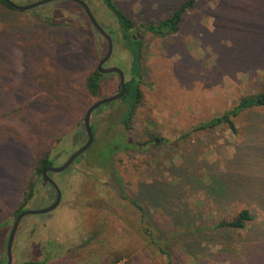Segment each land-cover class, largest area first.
<instances>
[{
	"label": "rangeland",
	"instance_id": "1",
	"mask_svg": "<svg viewBox=\"0 0 264 264\" xmlns=\"http://www.w3.org/2000/svg\"><path fill=\"white\" fill-rule=\"evenodd\" d=\"M83 1L113 37L107 65L128 79L131 54L116 16L104 0ZM114 1L144 41V96L131 129L119 120L120 100L96 109L91 123L99 138L124 134L143 144L153 134L156 142L118 153L108 170L88 150L66 171L52 173L61 203L22 219L12 264H264V109L235 117L238 132L227 125L194 131L263 88L264 0H201L166 36L143 24L169 17L183 0ZM107 50V39L75 1L31 10L0 2V264L30 183L36 192L26 209L56 199L36 173L39 161L48 156L63 164L87 141L88 108L119 92L116 73L102 75L96 95L86 87ZM186 132L191 136L184 138ZM244 206L256 213L247 229L211 228L217 217ZM146 220L170 237L172 260L146 241Z\"/></svg>",
	"mask_w": 264,
	"mask_h": 264
},
{
	"label": "trees",
	"instance_id": "2",
	"mask_svg": "<svg viewBox=\"0 0 264 264\" xmlns=\"http://www.w3.org/2000/svg\"><path fill=\"white\" fill-rule=\"evenodd\" d=\"M201 0H183L178 8L167 18L161 20L160 22H151L149 24H143L144 27L154 34H158L161 36H166L170 33L177 32L180 28V23L183 19L184 14L187 12L188 9L193 8L196 6ZM1 3L6 4L7 6L11 7L9 4L5 3L4 1L0 0ZM107 7L111 10V12L116 16L122 32V40L126 45V48L131 54V69H130V77L126 79V91L121 99H119L123 106H125V110L122 113V117L119 119L120 122L125 125L126 129H131L135 113L139 104L143 100L144 91L142 89V84L144 81L143 76V45L144 41L142 40L141 36L135 34V30L139 27L136 24L135 20L130 17L125 11H123L114 0H104ZM101 78L102 74L98 72L96 69L95 72L90 74L86 78V87L89 92L93 95L99 93L101 88ZM121 88L119 89V91ZM109 104H106L107 107ZM103 109V107L99 108L98 110ZM257 109H264V85L263 88L258 91L257 93L244 95L240 98L238 103L231 109L227 110L222 115L214 116L210 120L203 122L197 125L194 131L199 130H206V129H213L220 126L227 125L233 132H238V127L234 120L235 117H238L243 112L248 110H257ZM92 131L94 134V143L91 150H96L98 152V166L108 170L109 168L113 167V162L115 161V155L120 152L127 153L131 150H139V149H146L151 143L156 142L155 136L150 134V139L146 140L143 145L139 141L130 140V138L126 137L124 134H119L115 138H110L105 136L104 138H99L96 136V132L98 131L97 128L92 124ZM192 132L184 133L183 137L188 138L191 136ZM105 143L100 145V143ZM141 143V144H140ZM98 146V148H97ZM101 149L103 151H101ZM81 159L78 158L77 161ZM55 162L53 159L47 157L42 158L37 166L36 173L39 176H42L43 168L47 166L54 165ZM115 171V169H114ZM116 177L117 170L114 172ZM42 178V177H41ZM217 184L219 186V197L222 199L223 202H226L228 199V195L224 188V184L222 181L217 180ZM29 189H27L25 193V197L23 202L21 203L20 207L16 211V215L20 212L26 210L25 206L27 202L35 195L36 192V183L32 182L29 185ZM123 195V194H122ZM125 197V196H124ZM160 195L156 197V201L159 200ZM131 202L140 207L137 201L131 200ZM228 208H225V211ZM230 210V209H229ZM230 215H224L222 217H217L215 219L214 224L211 228L217 229H234V230H245L248 228L249 224L256 219L255 211L248 207L244 206L241 209L238 208L236 210H230ZM212 211L208 212V215H211ZM146 216V213L143 212V217ZM147 221V226L144 228V235L146 241L151 243L152 245L156 246L160 252L167 255L170 260L173 258V244L169 242L170 237L166 235L162 231V229L153 223L150 220ZM208 229V226L206 227ZM117 259H120L118 257ZM22 264H49L48 261H36V260H28L23 262Z\"/></svg>",
	"mask_w": 264,
	"mask_h": 264
},
{
	"label": "water",
	"instance_id": "3",
	"mask_svg": "<svg viewBox=\"0 0 264 264\" xmlns=\"http://www.w3.org/2000/svg\"><path fill=\"white\" fill-rule=\"evenodd\" d=\"M5 3L9 4L11 7L19 10H31L36 7H39L41 5L50 3L52 1L56 0H38L35 2H31L29 4H24L20 5L15 3L13 0H2ZM70 1H75L83 6L85 9L89 19L91 20L92 24L94 27L102 34L104 35L109 43L108 50L106 55L102 58V60L98 63L97 70L100 74H109V73H117L120 76V88L121 90L111 96L105 97L103 99H100L93 103L87 110L85 118H84V125H85V130L87 133V141L85 144H83L80 148H78L75 152H73L68 159L61 165L58 166H47L42 170V178H43V183L47 184L50 183L52 184L54 191L57 193V198L49 206H46L41 209H26L22 212H20L11 228L10 235L8 237V242H7V261L4 264H12L13 263V242L15 240V236L17 234L19 225L22 221V219L27 216V215H39V214H46L50 213L53 210H55L61 203L63 192L58 183L49 175V172H54V173H61L64 172L65 170L69 169L75 161L82 157L93 145L94 142V134L92 131V123H91V116L92 113L102 107L103 105L110 104L116 100H119L123 97L125 91H126V74L123 69L117 66H104L108 61L110 60L113 51H114V40L113 37L101 26V24L98 22L96 19L94 13L92 12L90 6L83 0H70Z\"/></svg>",
	"mask_w": 264,
	"mask_h": 264
},
{
	"label": "flooded vegetation",
	"instance_id": "4",
	"mask_svg": "<svg viewBox=\"0 0 264 264\" xmlns=\"http://www.w3.org/2000/svg\"><path fill=\"white\" fill-rule=\"evenodd\" d=\"M34 2H35V1H34ZM80 5H81V4H80ZM81 6H82V5H81ZM82 7H83V6H82ZM103 36H104V35H103ZM111 36H112V35H111ZM105 38H106V37H105ZM106 39H107V38H106ZM107 41H108V40H107ZM108 46H109V43H108ZM113 52H114V51H113ZM106 53H107V52H106ZM105 55H106V54H105ZM101 60H102V59H101ZM101 60H100V61H101ZM100 61H99V62H100ZM97 66H98V65H97ZM104 66H108L107 63H106ZM116 74H117V73H116ZM117 75H118V74H117ZM118 76H119V75H118ZM119 77H120V76H119ZM119 89H120V86H119ZM79 148H80V147H79ZM74 152H75V151H74ZM54 166H58V165H54ZM43 169H44V168H43ZM65 171H66V170H65ZM52 173H54V172H49V175L51 176ZM41 177H42V176H41ZM51 177H52V176H51ZM41 179H42V182H44V181H43V178H41ZM43 184H44V183H43ZM47 185L52 186V184H50V183H47ZM58 185H59V184H58ZM52 187H53V186H52ZM53 189H54V188H53ZM53 193L56 195V198H57V193H56L55 191H54ZM55 200H56V199H55ZM53 203H54V202H53ZM50 205H51V204H50Z\"/></svg>",
	"mask_w": 264,
	"mask_h": 264
}]
</instances>
